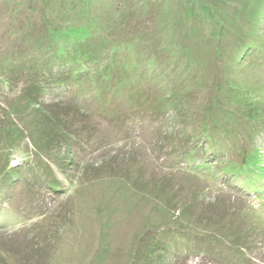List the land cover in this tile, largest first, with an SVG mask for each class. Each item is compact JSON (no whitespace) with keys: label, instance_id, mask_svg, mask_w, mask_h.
Wrapping results in <instances>:
<instances>
[{"label":"rangeland","instance_id":"1","mask_svg":"<svg viewBox=\"0 0 264 264\" xmlns=\"http://www.w3.org/2000/svg\"><path fill=\"white\" fill-rule=\"evenodd\" d=\"M73 1L0 0V154L40 172L4 191L0 264H264V195L217 162L196 172L174 155L207 131L225 166L264 162V74L228 60L264 0H94L89 25ZM82 25L133 64L116 99L64 96L56 112L79 146L47 126L55 93L38 92L25 62L49 32Z\"/></svg>","mask_w":264,"mask_h":264},{"label":"trees","instance_id":"2","mask_svg":"<svg viewBox=\"0 0 264 264\" xmlns=\"http://www.w3.org/2000/svg\"><path fill=\"white\" fill-rule=\"evenodd\" d=\"M93 1L74 0L72 3L74 5L72 8L80 11L82 20L84 18H92L88 25L93 23V21L97 23L96 18L100 17L98 15L95 17L91 14L89 4ZM64 3L66 4V2ZM71 15V11H69L63 16L67 18L68 16L72 17ZM249 22V27H247L248 29L243 35L244 40L238 43L237 53L232 57H228V60L232 68L237 67L238 70L245 73L246 68L250 66V68L262 75L264 74V26L262 27V22L264 23V6L255 13V16ZM71 27H77V25ZM81 28L82 31L69 28L64 31L59 28V33L49 32L48 36L46 35L42 38V40H46H40L33 44L35 48L33 46L32 48L28 47L30 59L25 62L28 68L32 70V73H34L33 75H35L38 92L42 94L48 90L55 93V99L50 100L47 106H42L41 108V113L48 115V119H50L47 126L53 127L62 140L68 139L72 144L75 142L74 139H76L79 146L82 145V142L77 139V137L81 138V133L77 128L78 125L75 124L71 127L62 126L60 116L56 112L63 107L64 96L68 95L69 97L71 95L72 97L73 95V99L78 100V97L82 94L96 91L99 94L98 96L107 92V99H116L117 96L120 97L122 95V91L126 90L125 76L126 78L128 77V72H131L130 67L133 64V61H128V63L120 65L122 61L119 57L121 56L122 45L114 44V42H109L108 39L101 37H99L100 43L95 42L93 39L95 35H90L86 31L87 27L85 25H82ZM52 29L50 28V30ZM127 45L128 42L123 47H127ZM135 46L133 45L132 48L135 49ZM179 57L174 53V62H178L179 67L177 70H183L185 68L183 66L184 63L188 61V55L184 52L182 55L180 52ZM184 60L185 62L183 63ZM147 62L150 64L155 63L158 66V74L156 73L155 78L160 77L163 71L157 59L151 57ZM134 72L137 71L134 70ZM182 78L183 75H181L180 79ZM240 83H244L248 87L253 86L247 80ZM105 117L110 119L108 115ZM250 127H252L251 123ZM186 144L187 146L185 147L184 142H182L181 145L184 147L174 151L175 156H180L177 161L182 163L183 168H189L190 171L204 172L211 168L212 163L217 162L216 165H223L220 169L224 175L223 177H229L236 183H238L239 178H242L244 189L251 191L250 189L252 188L255 192L262 194L261 196L264 195V162L260 163L261 160L259 159L262 158H260V155L249 156L242 163L231 161V165L225 166L228 159L219 158L223 153L222 148H220L219 143L216 142L209 132L206 131L201 136L195 135L193 138L190 136ZM6 155H8L7 158L10 161V152L8 151ZM24 160L26 159L24 158ZM5 163V154L4 156L0 154V201L4 200V191L13 192L15 183L24 181V172L32 171L34 174L40 175V172H37L34 166L29 163L25 169L20 165L8 167ZM4 167L5 171H3ZM243 170L244 173L241 176L242 174L239 172ZM46 186L54 191H60V183L55 180L48 181ZM202 252L205 253L204 251Z\"/></svg>","mask_w":264,"mask_h":264}]
</instances>
